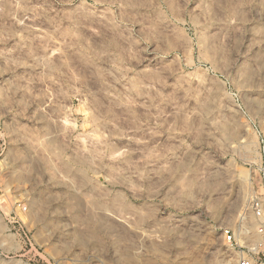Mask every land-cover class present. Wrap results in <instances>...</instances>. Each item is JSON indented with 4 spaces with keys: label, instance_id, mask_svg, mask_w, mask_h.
Wrapping results in <instances>:
<instances>
[{
    "label": "clouds",
    "instance_id": "obj_1",
    "mask_svg": "<svg viewBox=\"0 0 264 264\" xmlns=\"http://www.w3.org/2000/svg\"><path fill=\"white\" fill-rule=\"evenodd\" d=\"M19 6L0 0L5 14ZM24 10L42 42L21 35L9 47L0 34V77H27L26 92L41 82L56 100L30 112L0 90V122L11 113L21 134L43 121L63 129L60 98L79 97L99 134L66 143L56 169L83 180L76 207L60 211L55 264H264V0H25ZM61 41L71 60L53 62ZM15 163L0 160V181L25 187L33 169L18 179ZM12 251L0 264H19Z\"/></svg>",
    "mask_w": 264,
    "mask_h": 264
},
{
    "label": "rangeland",
    "instance_id": "obj_2",
    "mask_svg": "<svg viewBox=\"0 0 264 264\" xmlns=\"http://www.w3.org/2000/svg\"><path fill=\"white\" fill-rule=\"evenodd\" d=\"M16 2L20 6L11 9V14L0 12V34L13 37L8 41L9 47L15 46L21 35L27 37L21 41L22 44L36 47L42 42L41 25L38 21L25 19V0H16ZM27 15L30 17L31 13ZM26 25L32 26L30 32L24 31ZM62 44L61 41L49 46L48 55L53 62H58L62 56L71 60L72 52H65ZM196 55L193 52L190 59L195 61ZM17 71L23 75L24 69ZM244 71L245 69H242L241 74ZM42 72L43 66L34 71L30 70L29 74L40 75ZM25 80L27 77L21 80L16 74H5L0 77V90L12 91L14 108L19 109L24 103H28L30 112L39 108L50 113L54 106L53 101L56 100L55 92L49 88L48 95H41V89L46 87L41 82L30 85L26 92L23 90ZM3 102L4 100H0V103ZM60 103L67 113L63 129H58L51 121H43L39 124L29 123L28 127L35 128V131L21 134L16 131L18 127L16 121L20 118H13L11 113L0 122V131L10 134L8 137L10 142L0 141L2 146L0 160L7 158L9 163L16 160L12 170L19 173L18 179L25 178L26 169L29 167L33 169L32 182L26 183L25 187H13L14 182L11 180L5 186L0 181V246L11 247L13 251L8 255L14 257L19 264H55L61 243V228L63 220L66 219L60 211L64 208L71 211L76 207L79 201L74 187L83 180L81 174L66 175L62 172L57 173L56 169L60 167L62 158L68 155L66 143L71 142L72 148L76 145L84 147L90 138L89 134L99 139V134L93 129L90 113L87 107L81 104L79 97L75 99L61 97ZM119 114L117 110V115ZM46 136L49 139L46 140ZM37 150L40 152V160L35 159ZM37 169L44 175L43 184L36 182ZM97 179L102 184L105 182L103 174L98 175ZM25 191L28 193L27 196L24 195ZM18 241L22 245L19 248L16 247ZM3 248H0V251ZM0 258L6 259V257Z\"/></svg>",
    "mask_w": 264,
    "mask_h": 264
},
{
    "label": "built area",
    "instance_id": "obj_3",
    "mask_svg": "<svg viewBox=\"0 0 264 264\" xmlns=\"http://www.w3.org/2000/svg\"><path fill=\"white\" fill-rule=\"evenodd\" d=\"M263 258V257H262Z\"/></svg>",
    "mask_w": 264,
    "mask_h": 264
}]
</instances>
